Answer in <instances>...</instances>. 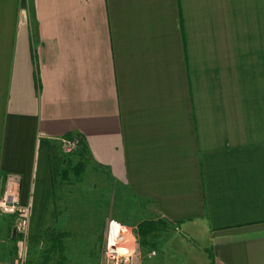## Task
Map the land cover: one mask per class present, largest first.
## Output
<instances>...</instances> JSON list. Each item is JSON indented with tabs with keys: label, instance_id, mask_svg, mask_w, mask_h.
Masks as SVG:
<instances>
[{
	"label": "crops",
	"instance_id": "0c3cea01",
	"mask_svg": "<svg viewBox=\"0 0 264 264\" xmlns=\"http://www.w3.org/2000/svg\"><path fill=\"white\" fill-rule=\"evenodd\" d=\"M71 137L171 229L153 264H264V0H0V189L22 177L28 239Z\"/></svg>",
	"mask_w": 264,
	"mask_h": 264
},
{
	"label": "rangeland",
	"instance_id": "374dc122",
	"mask_svg": "<svg viewBox=\"0 0 264 264\" xmlns=\"http://www.w3.org/2000/svg\"><path fill=\"white\" fill-rule=\"evenodd\" d=\"M81 152L78 149L71 158L67 157L64 169L68 176L56 182V192L37 238L24 239L18 234L13 237L15 218L0 211V263L18 259L23 264H104L106 232L112 220L134 235L136 254L130 264H153L158 258L157 240L170 234L171 229L169 233L140 237L139 223L144 220L132 209L129 193L125 200L122 189H110L105 177L100 181L86 174V169L79 180L75 178L72 168L83 161Z\"/></svg>",
	"mask_w": 264,
	"mask_h": 264
},
{
	"label": "built area",
	"instance_id": "2783aa9c",
	"mask_svg": "<svg viewBox=\"0 0 264 264\" xmlns=\"http://www.w3.org/2000/svg\"><path fill=\"white\" fill-rule=\"evenodd\" d=\"M79 147L80 139L77 137L64 138L61 141L62 152L66 156L73 155ZM21 185L22 177L20 175H7L0 199V211L4 215L15 218L14 228L16 234L26 239L32 216V206L21 202ZM113 229H118L114 238L112 237ZM132 238H134V235L131 234L130 229L117 224L113 220L109 221L106 232L104 264H130L131 257L136 254L135 240L133 242ZM0 264H23V262L15 259L12 262Z\"/></svg>",
	"mask_w": 264,
	"mask_h": 264
},
{
	"label": "trees",
	"instance_id": "16d2710c",
	"mask_svg": "<svg viewBox=\"0 0 264 264\" xmlns=\"http://www.w3.org/2000/svg\"><path fill=\"white\" fill-rule=\"evenodd\" d=\"M82 145L80 142L79 149L82 150ZM83 151V150H82ZM85 170V162H78L75 167L72 168V172L77 180H79L81 173ZM61 179H65L68 176L67 170L65 169L61 173ZM55 188V187H54ZM55 192V189H54ZM166 226L162 221H144L140 224L138 228V233L140 237L155 235L157 233H161L165 230ZM213 264V263H212Z\"/></svg>",
	"mask_w": 264,
	"mask_h": 264
},
{
	"label": "bare ground",
	"instance_id": "6f19581e",
	"mask_svg": "<svg viewBox=\"0 0 264 264\" xmlns=\"http://www.w3.org/2000/svg\"><path fill=\"white\" fill-rule=\"evenodd\" d=\"M118 232V229H113L112 237L114 238Z\"/></svg>",
	"mask_w": 264,
	"mask_h": 264
},
{
	"label": "water",
	"instance_id": "95a60500",
	"mask_svg": "<svg viewBox=\"0 0 264 264\" xmlns=\"http://www.w3.org/2000/svg\"><path fill=\"white\" fill-rule=\"evenodd\" d=\"M16 236V229L14 228L13 229V237H15Z\"/></svg>",
	"mask_w": 264,
	"mask_h": 264
}]
</instances>
